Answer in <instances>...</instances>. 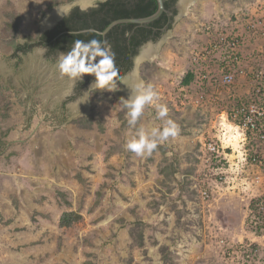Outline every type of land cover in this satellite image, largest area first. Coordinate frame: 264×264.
I'll return each mask as SVG.
<instances>
[{
    "label": "rangeland",
    "instance_id": "1",
    "mask_svg": "<svg viewBox=\"0 0 264 264\" xmlns=\"http://www.w3.org/2000/svg\"><path fill=\"white\" fill-rule=\"evenodd\" d=\"M68 2L0 0V264H264V239L250 225L251 205L264 197V171L247 168L254 177L248 176L247 190L215 183L198 157L201 143L214 134L211 107L226 109L228 96L224 90L214 105L197 106V88L182 84L187 73L213 66L208 28L240 27L264 14V0L192 3L155 59H144L122 83L116 80V91L88 92V114L80 98L65 105L44 100L50 71L59 75L57 62H46L41 48L17 50ZM245 44L247 54L263 57L257 52L264 51V38L248 35ZM200 53L207 63L195 65ZM33 55L46 73L25 70ZM133 75L153 86L156 103L167 107L166 119L179 129L143 157L127 150V142L139 128L164 121L149 105L135 126L128 124L120 101ZM201 187L209 199H201ZM66 212L81 218L62 228Z\"/></svg>",
    "mask_w": 264,
    "mask_h": 264
},
{
    "label": "built area",
    "instance_id": "2",
    "mask_svg": "<svg viewBox=\"0 0 264 264\" xmlns=\"http://www.w3.org/2000/svg\"><path fill=\"white\" fill-rule=\"evenodd\" d=\"M208 31L214 35L207 49L213 66L208 65L200 74L191 72L194 79L190 86L198 90L195 104L214 105L224 90L228 99L226 109H211V113L217 112V126L212 124L215 120H211L214 134L201 143V157L198 158L218 186L236 191L241 185L247 190L250 174L247 168L264 171V51L258 50L263 57L257 59L255 52L247 54L245 42L248 35L264 38V14L248 17L240 27L233 25L229 30L213 24ZM203 62L207 63L201 53L194 58L195 65ZM227 126L239 134L236 143L226 136ZM197 192L203 200L211 196L205 187ZM255 200V207L250 210V225L253 232L264 239V197Z\"/></svg>",
    "mask_w": 264,
    "mask_h": 264
},
{
    "label": "flooded vegetation",
    "instance_id": "3",
    "mask_svg": "<svg viewBox=\"0 0 264 264\" xmlns=\"http://www.w3.org/2000/svg\"><path fill=\"white\" fill-rule=\"evenodd\" d=\"M155 0H105V2L100 3L99 6L95 9H90L88 12H81L79 8L73 9L71 14L67 17L61 18V20L54 26V27H49L45 30L42 29L41 27V33L39 36L35 39H33L30 42H27L25 45L21 46L23 47V50H21V53H29L35 48H41L45 54L43 59L46 58V62H49L47 60L48 58H51V61H56L58 62V58L60 56V53H66L67 51L70 50L72 47V44L75 40H83L85 42L90 41L88 38V34L90 33H96L97 35H100L102 37L101 41H107L108 44L111 46L112 52L115 54V63L116 66L119 69V74L118 77L116 78L117 81H119V76L121 78H125L127 75H132L133 72L136 70V64L137 62H142L143 60L142 55L143 52L145 51V48L147 45L151 44L152 46L156 47L157 44L160 42L162 37L166 35L169 31L172 29V25L174 24L175 21H177V17L180 14V5L183 4V0H165V8L166 11L163 13V15L159 18L161 19L162 17L165 18L162 20L161 23H163V26L161 28H156L154 27L153 31L154 33L160 32L161 35L157 40L150 39L145 43H142L136 50H133V47L131 45V41L133 37H140L141 34L139 33V30L144 28L147 29V25H138V24H118L114 26L105 36H102L101 32H104L105 29L114 21H112L104 30L99 31L93 28H89L91 30H95L93 32H89L87 30L89 29H78L75 30L72 28V30H64L61 29L60 26H65L64 24H70L73 23H79V18L81 20H84V17L81 16H86L87 20L89 21L90 24L93 25V23H98L103 20V18L110 16L112 12H115L116 10H129V11H134L135 13H138L143 10H147L150 6V2L154 3ZM198 0L195 1V3ZM194 3V4H195ZM95 12V13H94ZM79 13V14H77ZM186 14H184L185 16ZM141 18H146V17H141ZM71 19V20H69ZM122 19H140V17H129V18H122ZM158 19V20H159ZM45 20V19H44ZM44 20L42 23H44ZM120 20V19H118ZM78 21V22H77ZM156 22V21H155ZM154 23V22H153ZM152 24V23H151ZM129 25H134L133 28H128ZM119 26V27H118ZM61 29V33L54 35L52 39L49 38L50 35H53L54 32L57 29ZM141 31V30H140ZM68 35L71 39L74 37L73 42L69 43H64L61 48H55L56 42L58 39H60L62 36ZM80 35H83V39H80ZM125 44V45H124ZM127 47V52L124 54H121L120 52L122 51L123 47ZM156 49V48H155ZM129 50V51H128ZM36 58V59H35ZM32 61L35 62V65L38 66V70L34 71L33 70V65H29ZM30 67V68H27ZM41 63L37 59L36 55L31 56V59L27 61L25 65V70H27L29 73H41L42 71L45 72L43 69L41 71ZM56 71V70H55ZM54 71H50L49 74H51ZM46 73V72H45ZM57 74V73H55ZM51 78V75L49 76ZM53 78L59 79V81H55L51 78V81L46 84V95L44 96V100L49 96V98H53V101L56 100H61L64 105L67 99L70 100H76L80 98V101L82 99H85V96L88 95L85 94L86 92L91 91V85L93 84L95 77L90 76V75H85L82 78V81L72 83L70 82L67 78H61L59 75H54ZM127 79V78H126ZM56 82V83H55ZM59 82L63 83L62 86H60ZM122 87H125L123 84L121 85ZM118 87V86H117ZM62 88V89H60ZM59 89V92H63L64 89V94L67 92V95L64 98V94L62 97H58L56 95V92L52 90ZM66 89V90H65ZM127 90V88H126ZM86 91V92H85ZM58 92V93H59ZM126 92V91H125ZM81 103V102H80ZM72 108V106H70ZM72 111V110H71Z\"/></svg>",
    "mask_w": 264,
    "mask_h": 264
},
{
    "label": "clouds",
    "instance_id": "4",
    "mask_svg": "<svg viewBox=\"0 0 264 264\" xmlns=\"http://www.w3.org/2000/svg\"><path fill=\"white\" fill-rule=\"evenodd\" d=\"M103 2L105 0H69L68 3L59 5L56 10L58 15L65 18L75 8H79L81 12H88L90 9L97 8ZM87 31L93 32L95 30L89 29ZM56 68L61 78H67L72 83L82 81L85 75L94 76L95 80L91 85V90H106L108 92L118 90L115 81L119 69L115 63V54L106 40L92 39L87 42L75 40L69 51L60 53ZM119 79L122 83L123 78L119 76ZM130 90L129 98H121L120 101L123 108L127 110L126 115L130 126L136 125L145 107L149 105H155L157 119L164 121L163 126L159 128H139L136 135L127 142V150L138 157H143L150 155L160 143L169 140V138H175L179 129L173 120L166 119L168 115L167 107L156 103L159 96L151 84H145L141 81ZM88 97L82 99L81 103L85 102Z\"/></svg>",
    "mask_w": 264,
    "mask_h": 264
},
{
    "label": "trees",
    "instance_id": "5",
    "mask_svg": "<svg viewBox=\"0 0 264 264\" xmlns=\"http://www.w3.org/2000/svg\"><path fill=\"white\" fill-rule=\"evenodd\" d=\"M150 3H152V4H150V6L147 10H143V11H140L138 13H135L134 11H129L127 9L126 10H124V9L116 10L115 12H112L110 14V16L103 18V20L98 22V23H93V25L89 23L86 16H81V17H84L85 19L81 20L79 18V23L75 22L72 25H71V23L70 24H64L65 26H60V28L64 29V30H70V29L72 30V28L75 30L93 28V29L102 31L114 20H118V19H122V18H129V17H140V18L141 17H149V16L153 15L158 9V3L156 0L154 1V3L153 2H150ZM77 14H79V13H77ZM164 19L165 18L162 17L161 19L157 20L156 22L148 25L147 29H144V28L140 29L141 31L139 30V33L140 32L142 33V34L140 33L141 36L140 37H133V39L131 41V45L133 47V50H136V48H138L142 43H145L150 39L157 40L160 37L161 33L160 32L154 33L153 29H154V27L161 28L163 26V23H161V22ZM69 20H71V19H69ZM133 27H134V25L128 26V28H133ZM61 29L58 28L54 32L53 35L49 36V38L52 39V37L54 35L60 34L62 31ZM87 36H88L89 40H92V39H96V40H100V41L102 40V37L100 35H97L96 33H90ZM73 39H74V37H73ZM73 39H71L68 35L62 36L56 42L55 48H59V46L61 48H64V47H62V45L65 42L66 43L73 42L75 40V39L74 40ZM80 39H83V35H80ZM17 50L21 51V50H23V47L18 46ZM126 52H127V47L124 46L120 53L124 54ZM193 79H194V75L189 72L183 78L182 84H184V86H189L193 82ZM254 204H255V202H253L251 205L253 208L255 207ZM80 218H81L80 215H78L75 212H66L60 218V223H59L60 227L69 228V227H71V225L73 223H76Z\"/></svg>",
    "mask_w": 264,
    "mask_h": 264
},
{
    "label": "bare ground",
    "instance_id": "6",
    "mask_svg": "<svg viewBox=\"0 0 264 264\" xmlns=\"http://www.w3.org/2000/svg\"><path fill=\"white\" fill-rule=\"evenodd\" d=\"M185 1V3H184ZM196 0H183V13L186 11V9L188 8V6L192 5V3H194ZM61 16L58 15L57 10L52 11L44 20L43 26L44 27H50L51 25H53L55 23L56 20L60 19ZM43 27V28H44ZM164 43V42H163ZM158 51H159V46L157 47V49H152V47H149L148 49H146L142 55L143 58H141L142 60H146L147 58L152 60L155 59L158 55ZM29 65H33V70H38V67L34 64V63H29ZM30 68V67H27ZM31 73V72H30ZM141 82V80H139V77L137 75H133L131 78V82L129 84V88L126 90L125 92V98L124 99H128L130 94H131V88L134 87L137 83ZM62 83H60L61 86ZM62 89V88H60ZM54 92H56L58 97H62L63 96V92H59V89L56 90H52ZM59 92V93H58ZM80 109V110H79ZM83 110L82 106L81 107H75V113H81ZM84 112L87 113V107H85ZM83 112V113H84ZM228 128L227 132H226V136H229V138L232 141H239L240 136L237 133V131H235L232 127H226V129Z\"/></svg>",
    "mask_w": 264,
    "mask_h": 264
},
{
    "label": "water",
    "instance_id": "7",
    "mask_svg": "<svg viewBox=\"0 0 264 264\" xmlns=\"http://www.w3.org/2000/svg\"><path fill=\"white\" fill-rule=\"evenodd\" d=\"M157 1V3H158V9H157V11L153 14V15H151V16H149V17H146V18H140V19H120V20H117V21H114V22H112L106 29H105V31L104 32H101V33H99V34H101L102 36H105L114 26H116V25H118V24H138V25H147V24H151V23H153V22H155V21H157L162 15H163V13L166 11V8H165V0H156ZM182 1V0H181ZM183 5L181 4L180 5V14H179V16L177 17V19L176 20H179L180 18H182V17H184V13H183ZM54 10H56V8L54 9ZM53 10V11H54ZM61 18H63V17H61ZM61 18L60 19H58V20H56L55 21V23L53 24V25H51L50 27H54L60 20H61ZM47 28H49V27H47ZM47 28H43V30H45V29H47ZM169 33V32H168ZM166 34V35H164L163 37H162V39L160 40V42L157 44V46H159V50H160V48H161V45L163 44V42H165L166 41V39L168 38V35L169 34ZM35 56V55H34ZM31 59V56H29L28 58H27V61L28 60H30ZM139 64H140V61L139 62H137V64H136V69L139 67ZM41 71L45 68V66L44 65H41ZM32 74H41V73H39V72H37V73H32ZM51 75V78L53 79V80H55V81H59V79H56V78H53V74L51 73V74H49L48 75V81L50 82L51 81V78L49 77ZM67 95V92L64 94V97ZM87 96L88 95H86L85 96V98H87ZM49 99H51V98H49ZM82 102V101H81ZM82 105H84V106H86L87 107V109H88V111H87V114L89 113V109H90V102H89V100L87 99L85 102H83V104ZM87 114H84V115H87ZM75 116V115H74ZM78 116V115H77ZM79 116H82V115H79Z\"/></svg>",
    "mask_w": 264,
    "mask_h": 264
},
{
    "label": "crops",
    "instance_id": "8",
    "mask_svg": "<svg viewBox=\"0 0 264 264\" xmlns=\"http://www.w3.org/2000/svg\"><path fill=\"white\" fill-rule=\"evenodd\" d=\"M211 109H212V110H215V109H213V107H211ZM211 114L214 115V116L216 117V114H217V113L214 114V113L212 112ZM211 119H212V118H211ZM215 119H216V118H215ZM227 130H228V128H227ZM234 143H236V142L234 141ZM248 176H251L252 179H254V177H253V175H251V173H250ZM251 177H250V179H251ZM253 182H254V181H253ZM253 182L250 181V183H253ZM225 213H227V211H225Z\"/></svg>",
    "mask_w": 264,
    "mask_h": 264
}]
</instances>
